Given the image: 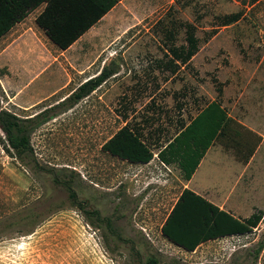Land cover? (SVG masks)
Returning <instances> with one entry per match:
<instances>
[{
    "label": "rangeland",
    "instance_id": "rangeland-1",
    "mask_svg": "<svg viewBox=\"0 0 264 264\" xmlns=\"http://www.w3.org/2000/svg\"><path fill=\"white\" fill-rule=\"evenodd\" d=\"M236 14L239 21L222 25ZM33 18L14 30L26 37L16 45L12 72L0 62V106L50 119L31 138L37 172L6 151L0 131V220L34 213L38 224L27 220L0 237V264H264V217L256 229L209 234L193 247L173 240L164 226L181 189L177 173L121 159L115 145L131 136L123 115L145 134L159 128L171 135L179 117L214 101L264 134V0H127L66 51L49 43ZM189 25L199 51L173 74L169 48L186 45ZM10 43L0 41V55ZM104 65L119 73L67 109L63 101ZM123 137L118 143L129 146ZM261 156L264 148L257 164ZM55 178L68 182L76 199ZM253 188L251 201L227 202L236 217L224 212L232 220L223 228L243 231L238 217L264 211V185ZM237 206L247 214L237 216ZM95 211L101 220L87 215ZM176 212L179 236L191 243V227L198 236L212 214L189 199Z\"/></svg>",
    "mask_w": 264,
    "mask_h": 264
},
{
    "label": "trees",
    "instance_id": "trees-1",
    "mask_svg": "<svg viewBox=\"0 0 264 264\" xmlns=\"http://www.w3.org/2000/svg\"><path fill=\"white\" fill-rule=\"evenodd\" d=\"M118 3L119 0H0V39L18 23L24 21L40 5L46 4L44 10L36 17V24L56 47L66 51L91 28L96 26ZM240 17L241 14H236L224 18L222 25L228 26L235 23L239 21ZM169 51V67H171L173 74H176L180 67H188L190 65L191 60L199 51V39L195 36L192 25H189L187 29L186 45L171 46ZM118 73L119 70L117 68L111 66L103 67L96 76L90 77L73 91L63 101V105H66L67 109L75 107ZM215 83L218 94L221 97L223 93L222 84L216 80ZM43 117H45V114L37 115L33 118H22L8 110L2 109L0 106V131L4 137L3 144L6 151L21 164L32 166L36 172L39 166L31 138L35 130L45 123L46 120L50 119V117ZM123 118L124 121H127L126 128L131 136L127 138L119 136L115 141L117 155L121 159L146 163L152 158V154L142 157L139 152L146 149L150 151L158 149L160 150L158 154L160 161L166 165H176L180 169L183 179L187 181L192 178L207 150L215 142H220L226 148L233 149L236 157L244 163L249 161L257 146V144L247 143L243 136L241 141H239L235 133L237 131H245V128L234 119L228 117L221 101L206 104L195 116L189 115L188 119L179 117L176 123L173 124L175 127L173 135L167 134V136H164V131L159 128L145 134L144 126L141 123L132 125L127 120L128 116L123 115ZM143 121L149 123L150 119H144ZM121 137L130 141L129 146L135 150L132 151L131 147L126 144L127 148L123 147L120 142L118 143ZM166 143H168L166 148L161 149ZM54 182L56 185L64 187L72 199H76V193L68 182H61L57 178L54 179ZM187 199L194 202L196 207L200 206L202 214L212 211V214L204 220V227L198 236H195L197 229H193L190 226L191 232L195 237L193 243L185 240L178 233V230L181 229V223L177 221L176 211ZM92 214L96 215L97 220H101L98 211L87 212V215ZM263 217V212L257 211L250 218L241 220L244 224L242 226L243 231L236 232L229 230L231 227L223 228L221 226L223 220H232L224 212L212 207L206 201L185 197L173 209L164 226V232L178 243L193 247L209 234H243L247 228L256 229ZM27 220L31 222V225L38 224V216L34 213L28 215L19 213L16 216L0 220V237L5 236L14 226L24 225ZM89 221L91 225H96L91 221V218ZM262 249V247L259 248L257 255ZM156 263V260H151L150 262V264Z\"/></svg>",
    "mask_w": 264,
    "mask_h": 264
},
{
    "label": "crops",
    "instance_id": "crops-1",
    "mask_svg": "<svg viewBox=\"0 0 264 264\" xmlns=\"http://www.w3.org/2000/svg\"><path fill=\"white\" fill-rule=\"evenodd\" d=\"M126 1L127 0H119V3L116 7ZM45 7L46 4L40 5L35 11L30 13V15L24 21L18 23L10 32H8L3 37H7L8 41L11 42L5 49L4 53L6 55H0V62L4 60L8 64V71L12 72V66L14 65V51L16 49L17 43H20L22 40H25L26 37V34H21L20 37H17L19 31H14L15 28H21V25H23L24 22L29 19V17H31L32 15L36 24V17L44 10ZM109 13L104 16L101 21H103L109 15ZM85 35L86 34H84L83 36ZM44 36L49 41V43H52L45 35V33ZM83 36L76 43H78L83 38ZM2 39H0V41ZM52 45L55 46L53 43ZM74 45H72L71 47H73ZM96 75H93L92 77ZM228 117L234 119L236 122H238L245 128V131H237L235 133V135H237V137L239 138V141H241V139L244 137V140L247 143L252 145L257 144L253 155L250 157L247 163L240 161L236 157V154L234 153L233 149L226 148L220 142H215L207 150L205 156L198 165L195 173L192 175V178L187 181L183 179L180 169L176 165H166L165 163L160 161L158 157L160 150L154 149L153 151H150L153 157L145 164L151 165L159 163L161 166L165 167L167 171L176 172L177 178L181 183L180 192L176 198L174 205L172 206V209H175L178 203L181 202L185 197H193L196 200L210 202L217 206L220 211L227 212L228 214L236 217V215H234V213H230L229 209L226 207L227 202L233 199L251 201L253 199V186L257 185L258 183L260 185H264V156L260 157V163L257 164L261 149L264 148V134L253 127H249L240 120L232 118L230 115H228ZM167 134V131H165L164 136H167ZM167 144L168 143H166L161 149L166 148ZM256 193L263 192L260 189ZM232 210L236 212L235 214H237V216H244L247 214L246 209L243 207L237 206ZM257 211H262L264 214V211L262 209H256L255 211L251 212L249 217H238V219L240 221L248 219Z\"/></svg>",
    "mask_w": 264,
    "mask_h": 264
}]
</instances>
